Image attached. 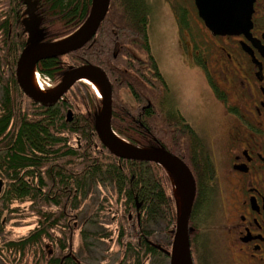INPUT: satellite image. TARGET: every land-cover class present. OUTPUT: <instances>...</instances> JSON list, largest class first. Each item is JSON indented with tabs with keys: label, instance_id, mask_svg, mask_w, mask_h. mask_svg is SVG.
Listing matches in <instances>:
<instances>
[{
	"label": "trees",
	"instance_id": "1",
	"mask_svg": "<svg viewBox=\"0 0 264 264\" xmlns=\"http://www.w3.org/2000/svg\"><path fill=\"white\" fill-rule=\"evenodd\" d=\"M10 4L16 6V1ZM90 5L91 0H39L43 42L58 41L73 33L86 19ZM150 5V0H111L106 17L83 48L42 60L37 70L56 82L64 71L63 58L69 57L74 67L91 64L101 68L112 86V129L136 146L163 147L181 158L196 182L193 206L198 215L209 196L210 163L203 157L195 159L196 143L184 138L185 133L194 137L189 129L169 126L184 120L175 115L168 85L151 51ZM8 8L13 9L8 15L15 27L8 42L9 21H0L4 32L0 49L16 45L18 54L24 44L17 34L19 10ZM185 10L181 7L175 12L179 28L187 26L182 22ZM17 54L15 61L0 55V68L6 63L9 66L6 77L0 71V145L6 147L0 153V174L11 183L1 203L0 218L4 212L13 220L19 214V221H29L30 229L0 242V264H80L74 255L76 238L80 249L88 250L90 237L103 241L110 236L122 257L132 264H140L147 255L160 258L144 238L152 236V224L171 226L168 233H173L175 203L169 174L156 164L123 161L110 155L96 136L91 98L86 111L74 114L69 123L64 119V112L72 107L69 101L44 108L25 98L14 78ZM11 95L18 98L16 103ZM19 99L24 100L22 110ZM95 187L104 193L90 203L88 196ZM13 202L16 207H12ZM106 214L119 215L107 223H116V230L89 233L100 222L99 216ZM189 228L196 256L199 232L191 221Z\"/></svg>",
	"mask_w": 264,
	"mask_h": 264
},
{
	"label": "flooded vegetation",
	"instance_id": "2",
	"mask_svg": "<svg viewBox=\"0 0 264 264\" xmlns=\"http://www.w3.org/2000/svg\"><path fill=\"white\" fill-rule=\"evenodd\" d=\"M11 1L0 3V7H16L10 4ZM16 3L21 6L20 11L23 10L22 1L16 0ZM187 3L183 21L180 18V22L187 26L178 27V33L189 40L184 44L187 55L192 57L188 67L199 71L203 79L204 97L210 95L229 119L224 136L219 135L217 155L212 151L208 153L209 156L197 155L195 159L203 157L206 162H212L214 179L217 178L219 185L223 186L229 202L232 198H229V194H233L230 205L232 218L225 224L223 232L227 242L229 240L227 246L234 258L233 264H264V0H254L250 27L246 32L229 36L212 35L198 17L193 0H187ZM8 18L11 19V15ZM175 19L179 20L178 17ZM12 29L13 25L10 24L8 36L12 34ZM2 36L4 32L0 29ZM16 54V45L1 53L11 61H15ZM169 126L193 124L185 121ZM184 138L203 146L188 133L184 134ZM0 146L1 153L6 147ZM199 149L206 152L203 147ZM214 179L208 182L209 196L205 205L200 207V215L206 216L207 211L212 209L208 201ZM174 185L180 189L179 185ZM10 187L11 183L0 174V203H3V197ZM229 210L227 206V215ZM198 215L193 206L190 221L199 232L195 242L198 254L195 256L192 252L193 264H211L204 248L207 239L205 236L202 238L205 228H202V223H196Z\"/></svg>",
	"mask_w": 264,
	"mask_h": 264
},
{
	"label": "rangeland",
	"instance_id": "3",
	"mask_svg": "<svg viewBox=\"0 0 264 264\" xmlns=\"http://www.w3.org/2000/svg\"><path fill=\"white\" fill-rule=\"evenodd\" d=\"M4 1L6 0H0V3ZM186 2L187 0H150L152 15L149 19L148 26L149 42L153 57L160 67L164 80L167 82L174 109L177 110L180 117L186 118L188 122L193 124L192 127L195 130V136L203 144V149L207 153L214 151L213 154L216 156L220 143L219 135L224 136V129L229 126V119H227L226 112L210 95L204 97L203 79H201L202 76L199 71L188 67V61L192 57L191 55H187L184 44L189 40L186 39L184 34H181L182 37L179 36L177 20L175 19V12L182 6L187 5ZM1 8L2 14L0 15V19L5 16V8L2 6ZM2 38L3 36L0 37V47ZM6 49L7 47L0 49V55ZM7 64L2 65L0 68L4 77L9 72V66L7 67ZM62 64L64 70H66L69 67H73L75 63L67 57L63 58ZM41 79H39L40 88L43 90L49 91L53 87V84H56V82H51L53 84L42 82L43 77ZM11 96L12 102L16 103L18 98L14 97V95ZM68 96L66 101H69L73 106L71 109L74 114L85 112L90 98L92 99V106L99 108L100 103L96 98L97 96L90 85H87L83 81L76 83ZM19 103H21V110L25 108L23 99L22 101L19 99ZM211 185L213 186V190L208 201V206L212 205V209L207 211L206 216L199 214L196 223H202V228H205L202 238L205 236L204 238L207 239V244L204 248L207 256L211 259L210 263L233 264L232 260L234 258L230 254L227 246L229 240L227 242L223 233L225 224L232 218L230 216L232 208L230 205L233 202V194H229V198L232 197L229 202L228 195L223 189V186L219 185L217 178L212 181ZM103 193V190L95 187L91 190L88 201L93 203L97 199H100ZM105 194L108 196L111 192H105ZM175 197V211H177L181 202L177 194H175ZM111 201L114 203L115 200ZM15 205L12 207H16ZM1 206L2 204L0 203V211L2 210ZM227 206L230 208L229 215L226 214ZM18 215L14 220L8 219L6 212L1 216L2 228L0 230V242L15 239L30 229L28 222L19 221ZM114 216L116 218L119 217L118 214L110 216L106 214L104 217L99 216L100 222L89 233L99 234L104 230L113 232L116 223H112L111 225H107V223L113 221L115 219ZM168 229L171 230L172 227L167 228L161 223L156 225L152 224L150 230L152 236L150 238H153L155 242L161 243L162 246L167 247L168 241L171 239ZM111 238L110 236L106 240L95 241L94 237H90L88 243L91 247L88 250H81L79 239L76 238L74 241V255L81 262L80 264H121V262L124 264H132L131 260H125L122 257L120 250L113 243L114 238ZM207 256L206 258H208ZM141 264H169V260L160 257L147 259L146 262L144 261Z\"/></svg>",
	"mask_w": 264,
	"mask_h": 264
},
{
	"label": "water",
	"instance_id": "4",
	"mask_svg": "<svg viewBox=\"0 0 264 264\" xmlns=\"http://www.w3.org/2000/svg\"><path fill=\"white\" fill-rule=\"evenodd\" d=\"M26 5L25 31L29 36L27 47L22 51L16 66V82L25 96L34 103L51 108L76 82L86 79L95 80L101 86L102 100L100 111L94 117L95 133L110 155L119 159L154 163L162 167L172 181L180 183L183 202L175 234L172 239L170 264H192L188 235V223L196 195L194 178L187 166L177 157L163 148H136L120 141L111 127L112 88L105 72L93 65H83L70 69L64 74L58 87L49 93H40L30 87L28 77L39 61L54 59L76 52L85 46L96 34L100 24L106 17L110 0H92L91 8L85 24L67 40L55 44H42L43 32L39 30L40 21L34 17L35 4L31 0H23ZM254 0H194L198 16L205 27L216 36L238 35L250 27V17ZM71 112L66 115V122H71Z\"/></svg>",
	"mask_w": 264,
	"mask_h": 264
},
{
	"label": "bare ground",
	"instance_id": "5",
	"mask_svg": "<svg viewBox=\"0 0 264 264\" xmlns=\"http://www.w3.org/2000/svg\"><path fill=\"white\" fill-rule=\"evenodd\" d=\"M34 72H35L34 70H32L30 72V75H31V73H32V75H31V77H30V75L28 77V84L34 90H38V91L41 90L42 91V89L40 88V80L38 79L36 72L35 73ZM88 82H90L91 84H93L94 86L92 88L96 90V92H97L98 95H101V86H100V84L98 82H96L95 80H92V81L89 80ZM124 144H126L127 146H130L127 142H124ZM174 183L180 186V183L177 180H175V179H174ZM174 187L176 188L175 192L178 195V199L180 200V202H183V193H182L181 186H180V189L181 190L178 187H176L175 185H174Z\"/></svg>",
	"mask_w": 264,
	"mask_h": 264
}]
</instances>
